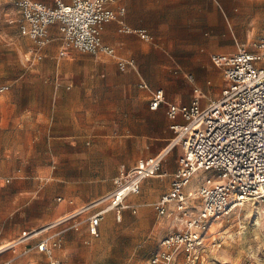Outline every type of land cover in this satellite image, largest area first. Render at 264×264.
Returning a JSON list of instances; mask_svg holds the SVG:
<instances>
[{"label": "rangeland", "instance_id": "374dc122", "mask_svg": "<svg viewBox=\"0 0 264 264\" xmlns=\"http://www.w3.org/2000/svg\"><path fill=\"white\" fill-rule=\"evenodd\" d=\"M214 5L215 21L217 12L230 10L229 26L215 39L228 49L223 52L256 41L264 29V0ZM14 18L7 0H0V246L16 242L0 250V264H49L36 250L41 238H49L53 255L64 264H145L172 230L166 220L158 224L154 203L161 193L152 182L164 180L165 189V168H176L179 150L166 156L160 176L144 179L121 222L106 216L98 236H89L88 217L110 193L118 166L132 168L152 156V146L131 137L140 119L152 117L138 99L137 85L122 77L116 82L105 72L101 60L111 57L78 50L61 57L52 41L37 60L35 44L19 33ZM255 205L262 230L252 240L247 210ZM213 221L219 222L216 231L208 233L209 227L205 234L211 252L199 264H264V205L249 202ZM224 244L226 258L217 254Z\"/></svg>", "mask_w": 264, "mask_h": 264}, {"label": "built area", "instance_id": "2783aa9c", "mask_svg": "<svg viewBox=\"0 0 264 264\" xmlns=\"http://www.w3.org/2000/svg\"><path fill=\"white\" fill-rule=\"evenodd\" d=\"M7 2L15 17L11 21L35 44L31 52L37 60L42 58L41 50L54 40L51 25L57 26L61 57L73 50L113 54L114 49L102 40L104 25L110 21H117L126 32L142 39L149 38L145 30L131 29L124 23L125 7L116 0H54L53 5L39 0ZM210 59L222 72L218 97L205 105L201 97L188 104L168 103L166 116L174 133L169 147L138 159L132 168L121 165L113 190L88 217L92 237L98 236L106 212L115 211L119 221L121 211L131 207L126 198L138 194L142 181L157 175L168 151L179 146L181 152L168 189L154 203L157 217L171 221L172 230L145 264L203 263L211 252L205 245V234L212 220L245 203L264 205V29L256 41L239 44L232 53L212 54ZM117 63L121 70L134 66L133 59ZM185 77L193 80L190 73ZM138 86L148 88L145 82ZM163 102V89L151 92V110ZM36 249L49 257V264H64L54 257L49 238L39 239Z\"/></svg>", "mask_w": 264, "mask_h": 264}, {"label": "crops", "instance_id": "0c3cea01", "mask_svg": "<svg viewBox=\"0 0 264 264\" xmlns=\"http://www.w3.org/2000/svg\"><path fill=\"white\" fill-rule=\"evenodd\" d=\"M44 1L50 3V0ZM64 1L69 2V0ZM116 3L125 7L124 23L131 29L145 30L149 38L142 39L136 33L126 32L117 21L107 22L102 31V40L114 49V53L104 54L113 60H101V63L107 74L113 75L119 80L114 79L116 82H123L119 79L122 77L137 86L141 82L148 84L147 89L138 86V99L152 119H140L131 137L137 138L139 143L147 146V149H149L148 146H152L150 153L155 155L160 150L167 149L172 139L170 121L166 116L168 103L188 104L194 97H201V103L205 105L208 100L218 97L222 89V72L212 64L210 57L215 53H232L223 52L228 49L215 45V39L222 36L220 34L230 24V10L227 6L225 12H217L218 20L215 21L214 0H116ZM226 11L229 12L226 13ZM215 26L217 30H215ZM49 32L53 41L58 44L56 40L57 26L54 28V25H51ZM57 46L59 48V45ZM126 59H133L134 66H127L121 70L117 62ZM187 73L193 75V80L185 77ZM157 89L164 90L165 102L156 110H151L149 108L150 94ZM203 99L208 100L203 103ZM167 141L168 143H166ZM175 150H179L180 154L179 146L171 148L165 155L162 165L166 156L171 155ZM178 156L176 157V167ZM121 165L126 166L125 164ZM121 165L118 166L117 173L111 180L110 192L114 188L113 180L118 175ZM175 170L176 168L169 164L164 172L171 179ZM160 175L158 173L155 176ZM170 179L164 190H162L164 180L152 182L156 188V194H162L168 189ZM132 196L134 195H129L126 198V203L129 204ZM102 204L100 202L99 205L102 206ZM125 210L128 209L121 211L119 221L115 211L106 212L101 224L106 216L112 218L116 223L121 222ZM159 219V225L165 220L173 225L167 219Z\"/></svg>", "mask_w": 264, "mask_h": 264}, {"label": "bare ground", "instance_id": "6f19581e", "mask_svg": "<svg viewBox=\"0 0 264 264\" xmlns=\"http://www.w3.org/2000/svg\"><path fill=\"white\" fill-rule=\"evenodd\" d=\"M246 204V203H245ZM65 205V203L64 202H62L60 205H59V208H62L63 206ZM244 205V204H243ZM253 209H255V212L253 211V209H250V208H248V210H247V215H249L250 217L252 216L253 218H252V230H251V232H252V235L250 236V239H252V240H256L258 237H259V235L261 234V230H262V216H261V213H260V207L259 206H257V205H255V206H253L252 207ZM79 210H76L75 212H78ZM74 215V214H73ZM76 215V214H75ZM68 217V216H67ZM65 217H60L57 221H62V219H64ZM213 221V220H212ZM210 222V225H209V231H208V233H211V232H214V231H216V229H217V226H218V224H219V222L217 223V222ZM58 223V222H57ZM54 225V224H53ZM238 232H240V231H238ZM228 238H229V240H233V234L231 233V234H229L228 235ZM240 240V239H239ZM224 242H228V239L226 238L225 240H224ZM16 243V242H15ZM14 242H12V243H8V244H6V245H3V246H0V250H2V249H4L5 247H7V246H10V245H14L15 244ZM223 244V243H222ZM221 244V245H222ZM229 244V243H228ZM228 244H224L225 246L223 247L224 249H222L221 251L219 250V251H217V254H219V256L221 255V256H223L224 258H226L227 256H228V254H227V252H228ZM231 246V245H230ZM251 257V256H250Z\"/></svg>", "mask_w": 264, "mask_h": 264}]
</instances>
